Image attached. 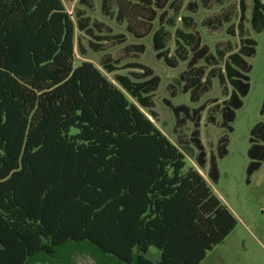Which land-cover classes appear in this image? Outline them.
I'll list each match as a JSON object with an SVG mask.
<instances>
[{
	"label": "trees",
	"instance_id": "obj_1",
	"mask_svg": "<svg viewBox=\"0 0 264 264\" xmlns=\"http://www.w3.org/2000/svg\"><path fill=\"white\" fill-rule=\"evenodd\" d=\"M183 1L102 0L101 8L134 38L150 36L155 58L165 65L186 62L179 91L190 103H198L216 78L225 98L207 107L206 122L232 131L250 88L245 58L256 45L245 22L254 32L264 30V0H252L249 18L239 0L238 20L226 29L239 45L232 51L220 42L214 53L202 43L194 18L180 14ZM186 9L196 11V1ZM221 16L230 21L226 11L215 21ZM87 25L79 12L75 23L62 0H0V264H74L77 256L95 264H199L237 219L149 118L157 116L152 96L160 82L149 66L130 61L119 67L105 53L100 65L107 73L129 69L114 74L116 83L91 62L74 66L75 27L89 33ZM125 50L135 56L144 45ZM176 89L170 85V97ZM164 103L174 115L178 143H191L194 162L204 168L200 121L206 104ZM188 121L189 138L179 131ZM248 141L246 183L264 161V120L251 127ZM226 146L227 137H220L210 155L206 176L212 183ZM150 247L158 260L146 256Z\"/></svg>",
	"mask_w": 264,
	"mask_h": 264
},
{
	"label": "rangeland",
	"instance_id": "obj_2",
	"mask_svg": "<svg viewBox=\"0 0 264 264\" xmlns=\"http://www.w3.org/2000/svg\"><path fill=\"white\" fill-rule=\"evenodd\" d=\"M190 0H184L180 14H188L194 18L195 28L199 32L202 43L206 44L214 53L217 44L229 42L232 51L239 45L237 35L227 33V27L238 20L239 0H211L203 5L201 0H195L197 9L191 12L186 9ZM66 11L71 14L76 23L77 12L82 13L88 19L90 32L84 33L74 31V66L82 61H88L98 67L110 81L115 73L127 74L129 69H120L113 73H107L100 65V58L105 53L112 58L118 59V66L138 61L149 66L155 75L160 77L157 89L153 92V110L156 118L148 115L153 123L164 133L169 140L176 144L186 157V165L196 167L208 181L215 195L228 206L237 219L235 228L222 240L207 252L205 258L199 264H264V161L259 170L252 176L250 183L245 182V168L249 161L247 149L249 147V131L259 121L264 120L260 114V108L264 99V30L254 32L248 19L245 22L246 34L256 41L255 53L245 58L251 69L248 72L250 88L246 96L242 98L243 105L235 111L234 121L231 123L232 131L219 126L216 123L206 122L207 107L213 106V100L220 104L225 98L222 94V87L216 78L212 79L210 90L205 93L198 103L192 104L189 101V94L179 91V73L185 69L186 62H179L177 67L172 68L164 64L161 59L155 58L152 50L150 36L143 39H136L126 31L125 24L119 23L114 16H110L101 8L102 0H62ZM247 5L246 15L250 16L252 0H245ZM227 12L230 21L225 22L224 16L220 22L215 21L219 14ZM207 21H211L210 24ZM177 26L180 21L177 19ZM173 34L174 28L170 29ZM122 34L124 38L119 40L111 38L113 35ZM143 44L144 51L130 56L132 51L125 48L134 44ZM97 46L101 48L98 49ZM170 53H173L174 41L171 37L168 42ZM170 85H175L178 90L176 96L170 97ZM169 99L174 105L187 104L195 107L201 103L206 104L202 111L200 121V138L206 151L207 164L200 169L194 162L196 150L191 143L179 144L177 132L173 130L174 115L170 108L164 103ZM219 112H216L217 120H220ZM191 122L179 130L184 137L190 135ZM227 137V153L222 158H217L219 179L212 183L206 176L211 154H216L217 143L220 137ZM146 256L155 261L158 260V250L150 247ZM41 264V263H35ZM74 264H95L87 256H77Z\"/></svg>",
	"mask_w": 264,
	"mask_h": 264
},
{
	"label": "crops",
	"instance_id": "obj_3",
	"mask_svg": "<svg viewBox=\"0 0 264 264\" xmlns=\"http://www.w3.org/2000/svg\"><path fill=\"white\" fill-rule=\"evenodd\" d=\"M227 206V205H226ZM228 207V206H227Z\"/></svg>",
	"mask_w": 264,
	"mask_h": 264
}]
</instances>
